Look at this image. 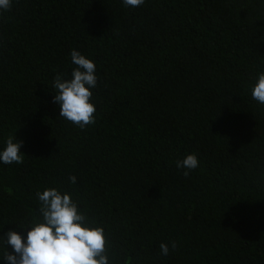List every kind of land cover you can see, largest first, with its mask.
I'll list each match as a JSON object with an SVG mask.
<instances>
[{"label": "trees", "instance_id": "1", "mask_svg": "<svg viewBox=\"0 0 264 264\" xmlns=\"http://www.w3.org/2000/svg\"><path fill=\"white\" fill-rule=\"evenodd\" d=\"M73 49L98 77L83 129L53 103ZM261 73L264 0H12L0 151L16 137L24 161H0V236H26L17 225L38 218L36 193L57 188L104 227L111 264H264ZM189 154L200 163L185 177L176 163Z\"/></svg>", "mask_w": 264, "mask_h": 264}, {"label": "clouds", "instance_id": "2", "mask_svg": "<svg viewBox=\"0 0 264 264\" xmlns=\"http://www.w3.org/2000/svg\"><path fill=\"white\" fill-rule=\"evenodd\" d=\"M144 3L145 0H123L125 6L132 8ZM11 7L12 0H0V12ZM70 55L76 67L70 79L61 74L55 76L53 103L60 107L59 117L83 129L95 123L96 107L91 102V89L97 86L96 64L75 49ZM251 94L254 100L264 104V73L258 75ZM22 144L16 137L8 136L5 148L0 151V161L6 165L22 164ZM199 163L196 154H189L177 161L176 166L186 169L183 174L187 177ZM69 179L75 183L76 177ZM36 195L40 202L38 218L33 219L28 228L17 225L26 230V236L16 230L0 236V242L6 246L3 259L7 264H111L110 257L114 260V254L104 227L83 213L70 193L62 194L57 188H47ZM176 247V242H171V248ZM160 250L167 256L169 245L161 243Z\"/></svg>", "mask_w": 264, "mask_h": 264}]
</instances>
